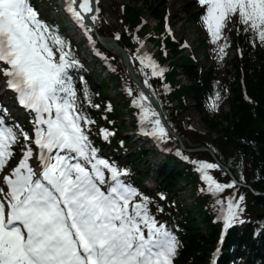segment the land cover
I'll use <instances>...</instances> for the list:
<instances>
[{"label":"snow or ice","instance_id":"6c2138e0","mask_svg":"<svg viewBox=\"0 0 264 264\" xmlns=\"http://www.w3.org/2000/svg\"><path fill=\"white\" fill-rule=\"evenodd\" d=\"M198 2L218 58L231 42L225 34L229 21L248 34L250 43L264 46V0ZM92 5L93 0H69L68 7L83 24L79 9L91 12ZM0 62L7 86L33 113L30 130L0 115V264H173L180 242L151 211L152 198L126 182L128 169L99 154L90 139L93 120L80 106L72 75L82 65L30 0H0ZM145 62L152 75H163L165 69L148 53L140 57ZM219 98L216 93L213 108ZM133 103L142 110L147 134L160 141L171 138L144 92ZM6 111L0 106V112ZM101 131L105 139L111 134L107 128ZM14 145H20L21 156L6 168ZM197 163L208 192L237 185L235 179L223 183L210 174L209 169H223L222 164ZM243 200V195L238 201L218 197V218L225 227L238 222Z\"/></svg>","mask_w":264,"mask_h":264},{"label":"trees","instance_id":"16d2710c","mask_svg":"<svg viewBox=\"0 0 264 264\" xmlns=\"http://www.w3.org/2000/svg\"><path fill=\"white\" fill-rule=\"evenodd\" d=\"M164 1L144 0L142 10L126 8L124 16L126 15L130 23L135 24L140 21V15L145 10L154 20L161 21L166 11ZM189 14L188 10L187 15ZM236 37L240 40L244 53L242 56L236 55L226 64L227 67L231 65L227 72L231 77L230 80L224 79L225 83L217 81V69L204 72L198 63L186 56H181L177 64L172 63L170 69L166 71L164 80L148 77V82L161 95L160 98L169 117L176 113L175 107L172 108V99L178 101V108L183 112L188 100L195 101L200 108L208 94L220 93L221 103L213 108L212 103L209 102V107L203 111L202 116L204 126L210 132L218 134V137L207 136V143L199 134H196L194 139L210 145L227 160L228 164L232 165L240 177L243 175L246 183L264 192V47L251 48L247 41L249 37L245 34ZM164 42L173 53H178L177 43L169 39H165ZM159 53L162 54V51ZM179 66L181 74H184L190 82L188 85L176 79L178 76L176 68ZM167 89L170 90L169 94ZM98 92L101 94L99 89ZM223 106H228V111H224ZM114 111L118 116L117 110ZM168 162L169 165L162 166L158 175L165 183L173 184L174 187L177 178L182 177L174 165L170 164L172 161L169 159ZM185 178L187 181L197 180L192 173L187 174ZM226 179L227 176L221 178V180ZM241 191L240 194L245 197V206H247L243 209L246 213L245 217H249L250 223L264 224V196H256L245 188ZM200 202L202 204L197 205L194 212H197L201 222L195 217L194 212L188 209L182 211L185 245L177 264H205L218 240L221 225L213 223L212 214L215 215L213 210L210 214L208 210L202 209L201 206L205 205L206 201ZM208 202L210 204V201ZM252 235V226L247 224V227L234 229L230 234L229 242H233L239 249L243 247L241 244L249 245L256 259L264 264V230L257 242L252 239ZM226 250L230 251L229 248Z\"/></svg>","mask_w":264,"mask_h":264},{"label":"rangeland","instance_id":"374dc122","mask_svg":"<svg viewBox=\"0 0 264 264\" xmlns=\"http://www.w3.org/2000/svg\"><path fill=\"white\" fill-rule=\"evenodd\" d=\"M131 3V7L133 6L132 3H138V2H132L130 0H103L101 3V7L103 8V11L105 12V19L108 21L107 23L110 26H107L108 29L111 31L112 29L121 28V8L123 4ZM187 1L186 0H167L165 6L169 10V14H171L173 20H175L174 29H175V35L178 39H185L189 45L192 46L194 49L196 46H198L200 39L204 37L203 32L201 31V28L199 24L193 23L189 17L185 15L184 10H187ZM137 5V4H135ZM53 17H55L54 13H51ZM102 17V15H101ZM179 17H184L182 19H179ZM146 20L149 24L152 26H155L156 22L149 17V15L145 16ZM185 20V22H184ZM187 20V21H186ZM105 24V21L102 20ZM151 46V45H149ZM198 49V48H197ZM195 50V49H194ZM234 52H232L233 54ZM197 56L201 60L202 58V50L199 48L197 50ZM232 57V55H231ZM171 58H173V55L171 54ZM174 59V58H173ZM184 78L182 77V80ZM186 82V80H184ZM201 114L197 111V108L193 103H190L188 112L182 117H180L179 123H181V127L183 130H181L184 134V138L190 140L192 136V132L195 130L203 132V130H206L204 126L201 123ZM164 157L158 156L156 158H150L149 164L155 168V165H157L158 162H160ZM157 162V163H156ZM150 176H153L152 173ZM153 181L150 180L146 187L151 188ZM186 191L184 194V197L187 199V203L190 201V199L194 195L193 189L190 187H186Z\"/></svg>","mask_w":264,"mask_h":264},{"label":"bare ground","instance_id":"6f19581e","mask_svg":"<svg viewBox=\"0 0 264 264\" xmlns=\"http://www.w3.org/2000/svg\"><path fill=\"white\" fill-rule=\"evenodd\" d=\"M129 111L130 112H128V114L132 117L133 116V114L134 115H136V110L132 107V109L131 108H129ZM147 141H149L150 143L152 142V139H150V137H148L147 135H144L143 136ZM154 146V145H153ZM159 155H155L153 158H156V157H158ZM177 159L178 160H180V161H185V160H183L182 158H180V157H177ZM157 163V162H156ZM159 165H165V162L164 161H160V162H158L157 163V165H155V166H159ZM185 166H187V165H185ZM242 191L240 190V189H238L236 192H235V194H240ZM203 195V197H204V199L203 200H201V201H206V200H208L209 199V196H208V194H207V192H205V193H203L202 194ZM201 202H198V205L200 204ZM202 204V203H201Z\"/></svg>","mask_w":264,"mask_h":264},{"label":"water","instance_id":"95a60500","mask_svg":"<svg viewBox=\"0 0 264 264\" xmlns=\"http://www.w3.org/2000/svg\"><path fill=\"white\" fill-rule=\"evenodd\" d=\"M122 55H123V57H124V60H125L126 65L130 68L131 66H130V61H129L128 56H127L124 52L122 53ZM130 69H131V68H130ZM131 74H133V72H131ZM136 78H137V77H136ZM137 79L141 82V80H140L139 78H137ZM146 91H147V90H146ZM147 93L149 94L151 100H152V101L157 105V107H158V104H157L155 98L153 97V95H152L151 93H149V91H147Z\"/></svg>","mask_w":264,"mask_h":264}]
</instances>
